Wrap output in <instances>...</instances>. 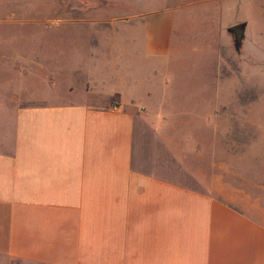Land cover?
I'll return each mask as SVG.
<instances>
[{
	"label": "crops",
	"instance_id": "crops-1",
	"mask_svg": "<svg viewBox=\"0 0 264 264\" xmlns=\"http://www.w3.org/2000/svg\"><path fill=\"white\" fill-rule=\"evenodd\" d=\"M173 29L171 11L144 17L142 54L168 53ZM95 71L81 84L90 98L99 95ZM6 81L0 256L20 264H264L263 223L165 176L154 141L165 140L162 118L173 115L152 89L153 102L117 91L101 102H45L32 98L30 79Z\"/></svg>",
	"mask_w": 264,
	"mask_h": 264
},
{
	"label": "rangeland",
	"instance_id": "rangeland-1",
	"mask_svg": "<svg viewBox=\"0 0 264 264\" xmlns=\"http://www.w3.org/2000/svg\"><path fill=\"white\" fill-rule=\"evenodd\" d=\"M162 11L174 15L169 52L147 58L144 17ZM241 22L235 48L226 28ZM92 67L90 98L81 84ZM28 79L45 102L111 91L153 102L152 89L173 115L154 141L165 176L264 224V0H0V86Z\"/></svg>",
	"mask_w": 264,
	"mask_h": 264
},
{
	"label": "water",
	"instance_id": "water-1",
	"mask_svg": "<svg viewBox=\"0 0 264 264\" xmlns=\"http://www.w3.org/2000/svg\"><path fill=\"white\" fill-rule=\"evenodd\" d=\"M246 28V22H241L232 26H229L226 30L227 32L234 34V46L238 48L244 37V32Z\"/></svg>",
	"mask_w": 264,
	"mask_h": 264
}]
</instances>
